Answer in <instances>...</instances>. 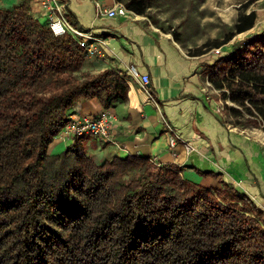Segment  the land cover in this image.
Instances as JSON below:
<instances>
[{"label":"trees","instance_id":"obj_1","mask_svg":"<svg viewBox=\"0 0 264 264\" xmlns=\"http://www.w3.org/2000/svg\"><path fill=\"white\" fill-rule=\"evenodd\" d=\"M117 1L145 15L157 0ZM204 1L162 0L187 15ZM256 18L240 15L234 32ZM169 32L183 45L181 32ZM87 58L73 35L56 36L32 12L31 0L0 4V264H264V209L225 180L209 187L180 165L140 155L99 159L84 135L50 152L81 99L105 107L128 99L129 73L86 71ZM204 74L231 101L224 114L234 125L264 130V29Z\"/></svg>","mask_w":264,"mask_h":264},{"label":"crops","instance_id":"obj_2","mask_svg":"<svg viewBox=\"0 0 264 264\" xmlns=\"http://www.w3.org/2000/svg\"><path fill=\"white\" fill-rule=\"evenodd\" d=\"M20 1L0 0V4L8 7ZM62 2L77 25L104 40L100 45L104 54L89 56L84 70L96 73L119 67L130 75L127 100L105 107L98 98H83L70 109L71 117L96 115L104 109L111 113L112 141L85 134L89 151L105 149L96 153L99 159L140 155L158 164L180 165L185 177L209 187L219 186L223 179L264 209V130L226 121L224 111L218 110L221 101L211 96L204 78L213 61L205 60L204 53L190 55L171 32L154 27L135 12L116 17L99 14L100 7L112 8L117 0ZM31 10L42 18L39 0H31ZM133 67L150 76L151 93L142 78L132 73ZM166 120L180 135L175 148L169 144ZM70 140L76 141L56 136L50 152H61ZM186 141L194 150L185 149Z\"/></svg>","mask_w":264,"mask_h":264},{"label":"rangeland","instance_id":"obj_3","mask_svg":"<svg viewBox=\"0 0 264 264\" xmlns=\"http://www.w3.org/2000/svg\"><path fill=\"white\" fill-rule=\"evenodd\" d=\"M206 1L204 6L201 4L197 8H193L192 12L187 15L188 8L180 9L179 5H171L170 3H163L162 0H157L155 1L156 4L149 7L147 13L141 16L160 30L181 32L183 47L186 51L202 49L205 51L203 54L205 60H212L213 62L221 55L231 52L234 44L264 29V0H258L251 4H247V0H209L207 3ZM187 6H189L188 3ZM253 11L257 14L255 25L246 31L235 33L234 26L239 16ZM204 78L208 80V76L205 74ZM207 87L209 91H212V97L223 102L219 106H223L225 109L224 106L228 100L221 97V92L214 88L210 81H208ZM230 102L228 101V103ZM223 111L225 110L222 109L221 112ZM232 116L224 115L226 121L234 125L235 123L232 121L235 117ZM246 128L261 127L250 125ZM64 130L65 127L61 129L59 134ZM93 141L91 140V142ZM72 143L71 140L68 141L64 149ZM103 150L105 149L95 151L91 148L93 152H90L98 154Z\"/></svg>","mask_w":264,"mask_h":264},{"label":"built area","instance_id":"obj_4","mask_svg":"<svg viewBox=\"0 0 264 264\" xmlns=\"http://www.w3.org/2000/svg\"><path fill=\"white\" fill-rule=\"evenodd\" d=\"M39 7L42 14V19L45 20L56 36H62L70 33L85 48L87 57L95 54L103 55L104 51L100 45H104V40L97 36L93 30H85L80 26L71 22L67 16V9L62 0H39ZM130 11L124 3L119 2L112 8H99V14L102 16L116 17L127 15ZM134 13V12H133ZM132 73L140 76L143 81L144 88L147 92L150 91V76L148 74L141 75L139 71L133 67ZM221 103H223L221 101ZM224 110L223 106H219L218 110ZM111 113L108 109L100 111L96 115H74L64 126L65 130L60 136L64 138L76 139L85 134H93L104 142L112 141V126ZM167 131L169 132V144L175 148L179 141L180 135L175 130L174 126L166 120ZM187 151L194 150V146L189 142H183Z\"/></svg>","mask_w":264,"mask_h":264}]
</instances>
